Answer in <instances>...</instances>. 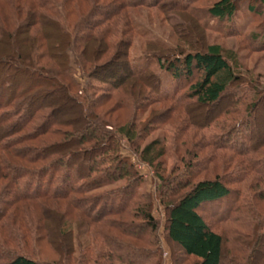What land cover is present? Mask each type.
Segmentation results:
<instances>
[{"label": "trees", "instance_id": "obj_1", "mask_svg": "<svg viewBox=\"0 0 264 264\" xmlns=\"http://www.w3.org/2000/svg\"><path fill=\"white\" fill-rule=\"evenodd\" d=\"M243 1L259 17L247 34L234 22ZM202 2L0 0V264H73L74 244L64 229L73 215L82 216V222H103L81 243L80 264H164L153 198L137 189L138 171L120 152L124 137L133 146L137 125L116 124L109 117L121 107L135 109L157 101L213 105L232 89L241 119H230L236 120L231 124L206 114L191 124L203 129L206 145L237 156L229 172L234 179L216 173L193 180L205 157L189 161L174 175H163L154 163L162 154L154 151L160 140L134 150L155 171L167 243L192 257V264H264V84L233 66L236 54L217 42H184L186 48L151 41L159 45L153 52L160 65L174 78L171 92L162 91L159 78L146 65L134 64L129 54L139 33L128 10L142 5L193 18L204 28L214 20L226 35H245L253 47L264 50V0ZM105 70L112 73L98 75ZM181 81L188 83L184 92L179 90ZM95 87H102L97 96ZM107 100L113 102L103 108ZM233 103L223 112H237ZM211 124L227 132L244 126L246 143L240 131L241 139H215L208 132ZM106 185L113 187L88 194ZM103 199L108 210H96ZM223 200L227 205L219 216L239 224L232 238L244 259L226 255L230 236L213 228L202 212L205 205ZM29 211L34 212L31 221ZM17 232L22 244L46 240L64 261H43L25 251L26 244L20 252L6 250ZM181 262L171 253L170 264Z\"/></svg>", "mask_w": 264, "mask_h": 264}, {"label": "rangeland", "instance_id": "obj_2", "mask_svg": "<svg viewBox=\"0 0 264 264\" xmlns=\"http://www.w3.org/2000/svg\"><path fill=\"white\" fill-rule=\"evenodd\" d=\"M202 1V3L206 4L211 2V0ZM128 11L131 19L138 27L137 33H139L134 36L133 42L129 47L131 59L134 64H137L138 66L146 65L148 69H150V71L159 78L162 91L171 92L174 88L175 81L170 72L160 65V62L153 52L154 50H157L159 45L151 41L161 43L162 45L168 47H174L176 44H182L186 48L187 45L184 42L189 41H196L199 46H204L206 43L213 42L221 43L225 50L234 51L236 54L235 59L237 63L235 64L231 61L233 66L236 65L237 69L242 71L244 74L253 75L250 77H254L264 84V50L253 47L254 44H250L245 35H226L222 32V30L220 31V24L217 27L218 23L214 20L209 22L211 27H201L195 19H189L187 16H177L173 13V11L166 9L162 10L157 5L136 6ZM258 20V15L247 9L245 1L241 3L239 11H237L234 16V22L240 29L239 31L246 34L247 30L255 25ZM171 52L172 50L168 51L169 54ZM114 71L115 70L113 69L112 72ZM112 72L108 73L106 70L105 72L98 71V75L104 78ZM93 81L94 83H99L97 79H94ZM180 83L181 86L179 87V90L183 92L186 91L188 83L183 81ZM100 88L102 87H95V90H93L94 95L97 96L100 93H98ZM233 93L234 90L232 89L229 91L228 95L226 94L227 96L225 95L223 97L222 101L208 106H200L195 103L194 100H189L190 102L186 106H175L172 101H157L151 103L150 105L138 104L135 109L132 107H121L114 111L110 117L108 116L109 119L116 124L133 121L137 125L136 131L139 136L137 135L138 137L134 139L133 146H131L129 141H127L124 137L121 139L120 152L122 155H126L130 158L135 169L138 171L140 180L137 189L143 193H150L153 198L152 207L153 213L159 221L158 232L163 245L164 264H170L171 253L173 258H177V263L182 260L181 264H192L193 258L186 257L176 244L170 241L169 243L166 242L163 235L165 221L164 205L160 200L159 193L155 191L157 177L153 167L146 161L139 158L138 151H141L147 143L154 140H160L159 142L161 144L156 143L154 151L156 152L157 149L159 151L162 150V154L158 155V158H156L154 163H158V170L163 175H174L178 170L184 169L189 161L194 162L204 157L207 159L205 163L201 165L202 167L199 168V173L195 175L193 180L202 177H212L216 173L221 175L229 173L233 170L232 165L236 166V161L238 160L237 156L233 155V153L229 150L206 145L203 129L195 126V124H191V122H193L192 120L194 119H202L206 114L212 118L217 115L218 117L216 118V121L225 118V123H234L236 120L241 119L242 109L239 107L240 102L234 100L235 94ZM233 101H235L234 108H237V112H235V109H233V112L231 110L223 112L226 111L225 109L227 108V105L234 104ZM112 102V100H107L102 107L105 108L111 105ZM150 119L151 122L148 121ZM230 119L236 120L231 121ZM148 123L150 124L147 127ZM207 127L210 128H207L208 132H212L214 134V138L217 140L219 139V141H232L233 137L238 139V136H240L239 139L243 138L240 134L243 133L241 130L244 129V126L242 125L237 126L233 132L223 131L213 124ZM260 130L261 129L258 126L256 130L257 135L260 134ZM226 134L231 137L229 139L226 138ZM244 139L243 143H246L247 140L245 138V134ZM134 149H137L138 151L136 152ZM239 173L240 172L238 171L236 172L237 177L241 178L240 176L242 175ZM229 175L232 176L233 179L235 178L234 175L230 173ZM230 184L234 186L236 185V182L233 181L230 182ZM240 184L243 185L244 181L240 182ZM112 187L113 186L106 185L104 187L91 190L88 194L94 195L101 191H108ZM105 202V199L100 200L99 206L96 210L100 207L104 210H108L109 202ZM226 205L227 201L225 200L216 204L213 203L211 205H205L202 212L213 228L225 233L228 238L230 236L228 245H226V255H237L240 256L239 258L244 259L245 253L242 256V253L237 250L238 247L235 246L232 238L233 231L235 228H238L237 225L239 224L232 223V220L221 219L219 216V214L223 212ZM29 212L31 213L30 215H32V218L27 219L31 221L34 218V212ZM235 214L236 211H232L230 215L234 216ZM89 221L90 220H85L82 222V216L78 217V215H73V217H71L64 225L65 231L69 234L71 237L70 240L74 244V250L70 253L73 264H80L79 258L81 256V243L85 239L90 238L92 231L94 230V232H96L97 228H101V224H103L100 220L99 222ZM25 223L28 222L25 221ZM241 232L244 233L242 230ZM14 237L15 243L11 244V246H7L6 250L9 249L20 252L21 247L26 244L25 251L30 252V254L43 261L46 260L47 262H55L63 260L59 257L60 255L58 253L52 250L51 246L44 239L37 242L27 241L22 244L19 232H17ZM60 237L56 236V243L63 246L64 244Z\"/></svg>", "mask_w": 264, "mask_h": 264}]
</instances>
